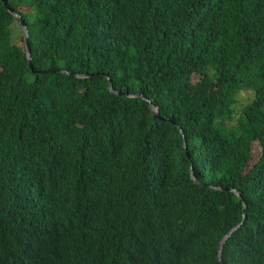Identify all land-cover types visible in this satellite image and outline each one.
Segmentation results:
<instances>
[{
  "label": "trees",
  "instance_id": "16d2710c",
  "mask_svg": "<svg viewBox=\"0 0 264 264\" xmlns=\"http://www.w3.org/2000/svg\"><path fill=\"white\" fill-rule=\"evenodd\" d=\"M260 1H0V264H264Z\"/></svg>",
  "mask_w": 264,
  "mask_h": 264
},
{
  "label": "clouds",
  "instance_id": "9594fccd",
  "mask_svg": "<svg viewBox=\"0 0 264 264\" xmlns=\"http://www.w3.org/2000/svg\"><path fill=\"white\" fill-rule=\"evenodd\" d=\"M1 1V0H0ZM2 3V2H1ZM6 3H7V0H6ZM3 5V4H2ZM7 6H8V4H7ZM264 6V0H261L260 1V3H259V5L257 6V7H255L256 9H259V8H261V7H263ZM4 7V6H3ZM9 7V6H8ZM10 9H11V11H12V13L11 12H9L8 10H6L5 8V10L7 11V12H9L16 20H17V22H18V24H19V26L21 27V24H20V22H19V18L22 20V22H23V19H22V17L20 16V14L19 13H17V12H15L11 7H9ZM19 17V18H18ZM23 24H24V22H23ZM25 25V24H24ZM25 27H26V25H25ZM196 29H200L203 33H204V36H198V35H195V34H193V32L196 30ZM26 31H27V28H26ZM186 33H189V34H191L190 35V37H189V39L190 40H192V41H194V40H198V39H201V38H204L205 37V35H207L208 33H209V29L208 28H206V29H203L202 27H200L199 25H197V24H191L190 23V25H188L187 26V28H186ZM21 38H22V41H23V43L21 44V47H23L24 48V55H25V57H26V64H27V59L29 60V62H30V66H28V64H27V66H28V68L30 69V70H32L31 69V56H29V49H28V43H27V41H28V34H27V41H26V45L24 44V39H23V37H22V27H21ZM14 44V43H13ZM9 45V44H8ZM7 45V46H8ZM23 50V49H22ZM250 56H251V58L254 60V62L255 63H257V65L259 66L260 65V53H258V52H252V53H250L249 54ZM56 71H58V72H64V73H67V74H69V75H73L74 77H78V78H83V77H87V76H90V75H95L96 73L95 72H85V73H77V72H73V73H70V72H68V70L67 69H64V68H58ZM105 79H106V82H107V86H106V89L108 90V91H110V92H112V94H115V95H117V96H120V98H122V99H133V98H140V99H142V100H144L146 103H147V105H148V107L150 108V112H151V114L153 113V112H156L157 113V106L155 105V104H153V102H152V98H149V97H145L142 93H140V92H130V93H128V92H120V91H118V90H115L113 87H112V85H111V83H110V79L107 77V76H105ZM207 84V83H206ZM243 90L242 91H240V92H238V93H236L235 95V98H237V95L239 94V93H242V92H245V91H249L250 93H251V97H250V100H251V98H252V91L251 90H249L248 88H242ZM248 101V98H246V100H245V102L242 104V105H244L246 102ZM237 103V102H236ZM241 105V106H242ZM235 105H233V107H234ZM153 116V115H152ZM154 117V116H153ZM155 118H159V116H158V113H157V117H155ZM177 130L182 134V130L178 127L177 128ZM181 138H182V145H183V150H184V140H183V137L181 136ZM189 174H190V178L193 180H195V181H193V182H195V183H199L198 182V180L192 175V172H191V168H190V166H189ZM200 185H206V186H210L209 184H206V183H200ZM215 188H217V189H225V190H227V191H230L232 194H234V195H236L238 198H240L241 197V194H240V190L238 189V187H237V185L236 184H233V185H231V186H229V187H227V188H222V187H215ZM242 213H243V210H242ZM241 221H242V219H241ZM240 224V223H239ZM238 224V225H239ZM237 225V226H238ZM233 229V228H232ZM229 232V233H228ZM230 232H231V230H229V231H227V233L224 235L225 236V238H226V236H228L229 234H230ZM223 238V237H222ZM221 238V239H222ZM225 238H224V240H225ZM220 239V240H221ZM220 243V242H219ZM219 246V245H218ZM222 248V247H221ZM220 251H221V249H220ZM220 251L218 250V254H217V259L219 258V256H220ZM220 260V259H219ZM220 264H221V262H220Z\"/></svg>",
  "mask_w": 264,
  "mask_h": 264
},
{
  "label": "rangeland",
  "instance_id": "374dc122",
  "mask_svg": "<svg viewBox=\"0 0 264 264\" xmlns=\"http://www.w3.org/2000/svg\"><path fill=\"white\" fill-rule=\"evenodd\" d=\"M15 29H17V27H15ZM17 34H19V30H17ZM7 51H8V55L9 56H19L23 54V50L21 47V41L20 40H16V42L14 44H9L7 46ZM4 84V80L0 79V86L2 87ZM251 97V93L249 91H245L242 93H239L237 95V103L235 104L234 108L235 109H239V107L245 102L246 98H248V100ZM253 148V153L252 155H256L259 149V146L257 144H252Z\"/></svg>",
  "mask_w": 264,
  "mask_h": 264
},
{
  "label": "water",
  "instance_id": "95a60500",
  "mask_svg": "<svg viewBox=\"0 0 264 264\" xmlns=\"http://www.w3.org/2000/svg\"><path fill=\"white\" fill-rule=\"evenodd\" d=\"M1 2H2L4 8H5L6 10H8L9 12L12 13L11 9L7 6L6 0H1ZM18 18H19V17H18ZM19 22H20L21 27H22V37H23V39H24V44L26 45V41H27V31H26V27H25V25L23 24V22H22V20H21L20 18H19ZM27 64H28V66H30V62H29L28 59H27ZM152 115H153L154 117H157V113H156V112H153ZM193 181H195V180L193 179ZM195 182H196V181H195ZM228 233H229V232H228ZM228 233H227V234H228ZM224 238H225V236H223V238L220 240V243H219V246H218V250H219V251H220V249H221V247H222V244H223V242H224ZM217 263L220 264V260H219V258L217 259Z\"/></svg>",
  "mask_w": 264,
  "mask_h": 264
}]
</instances>
